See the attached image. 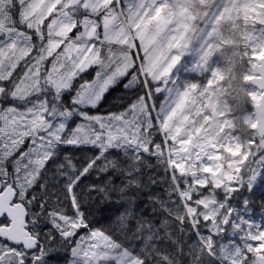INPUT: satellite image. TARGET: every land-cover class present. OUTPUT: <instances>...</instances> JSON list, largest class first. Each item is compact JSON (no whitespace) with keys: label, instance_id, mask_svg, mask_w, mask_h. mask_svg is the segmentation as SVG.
<instances>
[{"label":"snow or ice","instance_id":"snow-or-ice-1","mask_svg":"<svg viewBox=\"0 0 264 264\" xmlns=\"http://www.w3.org/2000/svg\"><path fill=\"white\" fill-rule=\"evenodd\" d=\"M256 190L264 0H0V264H264Z\"/></svg>","mask_w":264,"mask_h":264},{"label":"trees","instance_id":"trees-1","mask_svg":"<svg viewBox=\"0 0 264 264\" xmlns=\"http://www.w3.org/2000/svg\"><path fill=\"white\" fill-rule=\"evenodd\" d=\"M122 93V89L117 86V88L115 90H113L111 92V94L108 96L107 98V103L104 106V110L109 109L112 106V102L113 100L120 96ZM264 196V192L256 190L255 191V196H254V200L256 201L257 205L259 204V200L260 198ZM115 209H109L108 206H102L99 208L98 211H95V214L93 216V221L94 223L97 224V226H102L105 225L107 223H109V216L111 214V212H114ZM257 211H259V208H257ZM67 255V253H62L60 254L58 257H54V264H61L64 262V257Z\"/></svg>","mask_w":264,"mask_h":264},{"label":"rangeland","instance_id":"rangeland-1","mask_svg":"<svg viewBox=\"0 0 264 264\" xmlns=\"http://www.w3.org/2000/svg\"><path fill=\"white\" fill-rule=\"evenodd\" d=\"M61 264H63V263H61Z\"/></svg>","mask_w":264,"mask_h":264}]
</instances>
